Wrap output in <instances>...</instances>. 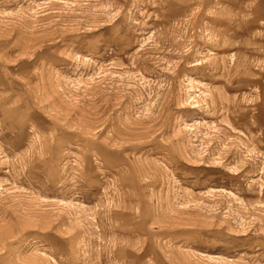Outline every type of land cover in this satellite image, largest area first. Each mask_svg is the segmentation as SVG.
Wrapping results in <instances>:
<instances>
[{
	"label": "rangeland",
	"instance_id": "obj_1",
	"mask_svg": "<svg viewBox=\"0 0 264 264\" xmlns=\"http://www.w3.org/2000/svg\"><path fill=\"white\" fill-rule=\"evenodd\" d=\"M0 264H264V0H0Z\"/></svg>",
	"mask_w": 264,
	"mask_h": 264
}]
</instances>
